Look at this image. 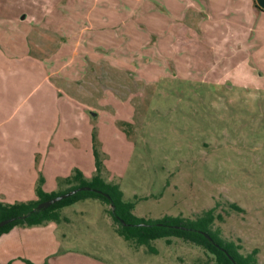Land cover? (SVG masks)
Listing matches in <instances>:
<instances>
[{"label": "rangeland", "instance_id": "rangeland-1", "mask_svg": "<svg viewBox=\"0 0 264 264\" xmlns=\"http://www.w3.org/2000/svg\"><path fill=\"white\" fill-rule=\"evenodd\" d=\"M59 2L0 0V193L20 188L16 202L31 201L21 200L26 169L57 156L93 176L96 150L102 177L136 217L216 208L224 221L214 228L264 264V13L255 0H70L49 14ZM74 144L83 151H62ZM109 209L99 200L62 209L51 264H214L181 239L152 242L156 254L126 242ZM13 251L16 264H33L24 246Z\"/></svg>", "mask_w": 264, "mask_h": 264}, {"label": "trees", "instance_id": "trees-1", "mask_svg": "<svg viewBox=\"0 0 264 264\" xmlns=\"http://www.w3.org/2000/svg\"><path fill=\"white\" fill-rule=\"evenodd\" d=\"M94 154L96 173L92 178H86L76 169L72 176L63 180L67 185L66 188H59L55 192L48 193L43 188L44 179L40 178L36 187V200L13 204L0 201V222L16 219L0 228V238L17 227H36L49 222H60L62 209L81 201L99 200L110 206L108 212L117 225L116 233L136 247H147L156 254L157 251L152 247V242L166 240L170 244L172 238H177L203 248L212 257L214 264H259L257 249L244 254L241 252L240 243L223 238L220 229L214 228L216 222L224 221L223 215L216 213V208L204 211L193 219L164 216L156 220H145L136 217L133 214L135 203L125 200L124 193L118 184L107 182L102 177L99 154L96 150ZM85 187L91 190L78 191L48 209L37 210V206L43 202ZM228 206L235 212H243L237 204L230 203Z\"/></svg>", "mask_w": 264, "mask_h": 264}, {"label": "crops", "instance_id": "crops-1", "mask_svg": "<svg viewBox=\"0 0 264 264\" xmlns=\"http://www.w3.org/2000/svg\"><path fill=\"white\" fill-rule=\"evenodd\" d=\"M70 4H71L70 0H60V2L56 3L55 4L56 6L49 9L48 12L49 14H52L54 12V9H59V6H65V5H70ZM255 11L258 13H264V11L256 7V1H255ZM48 38H51L52 40V37H48ZM39 130L41 132L47 130L46 121H45L44 127ZM35 134L37 136L36 139L38 140L44 139L45 137L44 132L40 134V136L38 135V132H35ZM74 145H72L71 147L70 146L64 147L62 151H83L82 148H80L76 144ZM59 157L60 156H57L55 160L50 161V163L47 166L44 165L43 169H41V167L39 169H36L33 166L35 161H31L33 164L32 163L29 164V167L26 169L27 173L23 177V179H26V180L21 185V188L23 189V195L21 197V200H31L32 201V199L35 198V186H36V182L39 177V172H41V174L44 177L43 187L46 192L51 193V192H55L58 190L59 182L61 180L68 178L69 175H71L73 171L76 169V168L71 167L70 169L67 170L64 167ZM20 168L21 167H19L18 169ZM78 168H80V166H78ZM20 171L21 170H17L15 172L19 173ZM2 172H6V171L0 169V173H1L0 177H4L5 175V173H2ZM20 175L21 173L19 174V177ZM84 176L90 179L94 175L92 176V174L90 175L84 174ZM24 189L26 190L24 191ZM20 196H21V189L19 188L17 190L15 188L14 193L11 195H5V194L0 193V201L8 204L14 201L15 202L18 201ZM7 198L12 199V200H7ZM57 223L58 222H50L45 225L36 226V227H17L9 234L3 235L0 238V263L16 264L15 261L17 258L14 256L13 248H19L20 246H24V248L27 251L29 250L32 253L31 262L33 264H51V261L48 258L49 254L51 253V248L55 246V244L58 246L63 245V244L57 243L56 240L53 239L54 234L56 233V231H58V228H60L61 223L59 224ZM63 237H65V234H63ZM61 247H60V250H61ZM65 258L66 257L61 259L62 264L67 262Z\"/></svg>", "mask_w": 264, "mask_h": 264}, {"label": "water", "instance_id": "water-1", "mask_svg": "<svg viewBox=\"0 0 264 264\" xmlns=\"http://www.w3.org/2000/svg\"><path fill=\"white\" fill-rule=\"evenodd\" d=\"M256 1V5L259 9H261L262 11H264V0H255ZM91 189L88 188V187H85V188H80V189H77V190H74V191H71L67 194H64V195H60L58 197H55L53 199H50L46 202H43L41 204H39L37 206V210L38 211H41V210H45V209H48L49 207H51L52 205L74 195L75 193H77L78 191H90ZM16 219L15 218H12V219H7V220H4V221H1L0 222V228L14 222ZM210 239V238H209Z\"/></svg>", "mask_w": 264, "mask_h": 264}, {"label": "flooded vegetation", "instance_id": "flooded-vegetation-1", "mask_svg": "<svg viewBox=\"0 0 264 264\" xmlns=\"http://www.w3.org/2000/svg\"><path fill=\"white\" fill-rule=\"evenodd\" d=\"M261 10V9H260Z\"/></svg>", "mask_w": 264, "mask_h": 264}]
</instances>
